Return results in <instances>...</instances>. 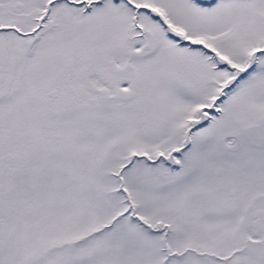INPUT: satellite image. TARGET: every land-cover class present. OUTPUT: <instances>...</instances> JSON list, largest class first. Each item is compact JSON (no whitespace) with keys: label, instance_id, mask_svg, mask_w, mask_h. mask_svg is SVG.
<instances>
[{"label":"snow or ice","instance_id":"snow-or-ice-1","mask_svg":"<svg viewBox=\"0 0 264 264\" xmlns=\"http://www.w3.org/2000/svg\"><path fill=\"white\" fill-rule=\"evenodd\" d=\"M0 264H264V0H0Z\"/></svg>","mask_w":264,"mask_h":264}]
</instances>
